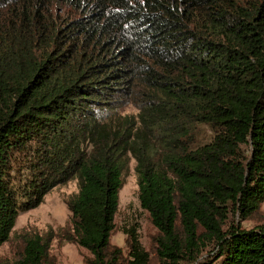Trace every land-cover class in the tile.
Returning <instances> with one entry per match:
<instances>
[{
	"label": "trees",
	"instance_id": "obj_1",
	"mask_svg": "<svg viewBox=\"0 0 264 264\" xmlns=\"http://www.w3.org/2000/svg\"><path fill=\"white\" fill-rule=\"evenodd\" d=\"M131 158L155 231L145 250L124 230V253L110 239ZM72 179L84 264H264V225L241 224L264 202V0H0V246ZM53 239L22 236L11 264H55Z\"/></svg>",
	"mask_w": 264,
	"mask_h": 264
},
{
	"label": "rangeland",
	"instance_id": "obj_2",
	"mask_svg": "<svg viewBox=\"0 0 264 264\" xmlns=\"http://www.w3.org/2000/svg\"><path fill=\"white\" fill-rule=\"evenodd\" d=\"M56 10H59V5L56 6ZM118 112L120 116H132L137 120L138 110L132 106H124ZM35 157L36 153L30 158L22 156L17 158L14 170L10 172L11 182L15 188L23 190L28 185L25 180L31 179L33 176L36 177V175H31L32 172L29 170V164ZM135 164L134 159L131 158L127 169L122 175L123 184L118 194V208L114 217L116 229L110 239L111 244L121 248L124 253H126L124 230L136 228L139 242L145 250L149 249L150 237L155 231L149 222L147 213L139 205ZM77 193V180L66 181L53 187L43 197V201L38 207L20 213L10 234L9 241L0 246V264H11L13 262L14 255L21 244L22 236L49 232L54 235L49 254L54 258L55 264H84V258L88 253L83 248L66 240V236L71 230V214L67 209L66 202ZM260 209L259 218L241 223L244 229L264 225V202ZM207 252H204L195 264H213Z\"/></svg>",
	"mask_w": 264,
	"mask_h": 264
}]
</instances>
